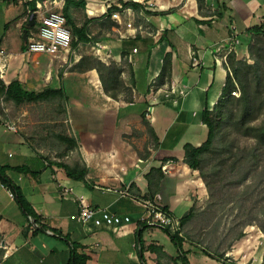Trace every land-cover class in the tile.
<instances>
[{"label": "crops", "instance_id": "obj_1", "mask_svg": "<svg viewBox=\"0 0 264 264\" xmlns=\"http://www.w3.org/2000/svg\"><path fill=\"white\" fill-rule=\"evenodd\" d=\"M34 1L38 26L32 34L41 14L67 9L64 0H0V49L12 55L0 80L5 85L17 80L36 92L60 91L18 103L0 90L9 101L8 106L0 102V164L26 169L7 174L50 229L29 228L0 181V264H71L74 249L84 258L78 264H183L181 254L189 264H197L191 254L203 264L225 262L213 252L203 250L210 255L203 257L184 248L186 240L193 242L184 233L193 218L182 227L179 249L165 228L148 219L143 202L157 199L181 219L209 198L199 170L185 162L183 148L200 146L208 138L203 112L219 100L229 71L217 56L233 50L238 59L251 61L249 29L264 22V0H205L202 10L197 0H146L133 6L131 16L123 14L122 23L111 19L110 27L103 13L106 0H89L85 9L68 8L77 26L87 24L91 41L57 55L31 54L27 46L23 50V26ZM44 2L39 10L38 3ZM89 5L94 14L87 12ZM129 21L137 30L128 28ZM96 42L105 47L98 50ZM192 53L199 59L196 66ZM166 54L171 56L170 81L157 85ZM17 60L22 64L12 71ZM100 60L123 65L131 101L105 92L97 70ZM150 109L152 119L146 117ZM6 120L16 124V132L5 127ZM168 161L171 169L165 172ZM83 169L85 178H77ZM59 183L73 193H63ZM79 196L131 221L120 227L84 225L72 218L80 210ZM240 251L229 250L226 262L243 264ZM255 253L246 255L250 264Z\"/></svg>", "mask_w": 264, "mask_h": 264}, {"label": "trees", "instance_id": "obj_2", "mask_svg": "<svg viewBox=\"0 0 264 264\" xmlns=\"http://www.w3.org/2000/svg\"><path fill=\"white\" fill-rule=\"evenodd\" d=\"M88 1L65 0V8L67 7V9H64L63 14L67 18V24L72 31L73 39L71 48H76L81 42H89L91 38L87 36V24L77 26L68 7L76 5L85 9ZM197 3L199 10H202L205 0H197ZM126 5L140 6V4L135 2H128ZM225 6L223 3L222 7ZM114 8L109 9L105 14L109 21V27L113 25V22L110 20L112 19L111 13ZM36 9V2L34 1L31 13L23 26L24 29L29 22L31 14ZM37 26V17L35 14V25L29 27L28 38ZM249 32L250 39L248 47L251 61L248 59H238L233 50L228 52L227 67L229 71L221 96L212 109L206 108L203 112V122L208 127L207 140L200 146L185 144L183 148L185 162L191 168L199 170L208 191L211 189V185L207 179L206 168L210 164L212 165L211 171L213 173L220 174L222 172L223 174L227 170L225 173L226 178H231L232 180L234 178L235 183H239L240 187L245 185L246 189L251 187V183L248 182L250 178L264 179V22L253 26L249 29ZM26 46L27 42L23 44V50ZM97 70L107 94L115 99H118L122 95L125 101L132 100L133 90L126 85L123 79L124 68L122 64L113 60H109L108 62L100 60L97 63ZM170 76L171 56L170 54H166L163 68L158 76L157 85L170 81ZM0 90L5 93L8 99H13L18 103L37 102L48 98L52 93H58L60 91V89L50 88L40 92L31 91L25 89L17 80L10 82L8 85L3 84L0 80ZM234 92H239V95H235ZM240 137H245L250 140V143L241 144L239 141ZM9 169H14L19 172H23L26 169L22 166L12 167L0 164V181L10 190L24 212L29 228L32 227L34 232L47 231L50 228L41 223L40 216L34 210L21 187L16 185L8 176L7 170ZM66 171L69 176H73L72 169L66 168ZM86 174L87 171L83 169L80 177L77 178L83 179ZM148 177L150 180V176ZM161 178L162 175L157 180L160 181ZM164 209L169 211L165 207ZM198 209L199 207L194 204L189 213L181 218L182 227L193 218ZM1 218L2 216L0 215ZM31 219H34L36 227L31 222ZM260 226L264 232V225L261 224ZM165 230L169 232L172 239L178 244L179 249H181L182 239L180 234L172 233L166 228ZM54 231V233H57L56 230ZM244 235L245 233L241 230L235 240L241 239ZM0 241H2L1 232ZM74 246L76 247L75 244ZM73 251L71 264L83 262L84 258L79 256L75 252V249ZM226 253L227 251L218 254L225 261L222 264H235L234 262H226L230 258L225 255ZM181 257L183 264H189L186 254L184 256L181 254Z\"/></svg>", "mask_w": 264, "mask_h": 264}, {"label": "rangeland", "instance_id": "obj_3", "mask_svg": "<svg viewBox=\"0 0 264 264\" xmlns=\"http://www.w3.org/2000/svg\"><path fill=\"white\" fill-rule=\"evenodd\" d=\"M21 64V61L17 60L12 71L20 68ZM0 102L4 106L9 105L5 96H0ZM239 141L241 144L250 143L245 137H240ZM211 167L210 164L206 168L207 179L211 185L208 191L209 198L203 207H199L193 216L192 224L184 232L193 240V242L186 240L184 248H192L193 253L198 252L203 257L204 254L210 256L203 250L219 254L224 250L228 252L239 248L241 251L238 261L243 264H250L246 255L255 250L257 257L250 261L254 264H263L264 232L260 225H264V179L250 178L248 182L251 183V187L246 189L245 185L240 187L239 183H235L234 178L227 179L225 175L227 170L223 174L222 172L217 174L211 171ZM241 230L245 233L244 237L235 240ZM236 243L237 247L233 248ZM173 253L176 255V248ZM191 257L197 264H203L199 256L191 254Z\"/></svg>", "mask_w": 264, "mask_h": 264}, {"label": "built area", "instance_id": "obj_4", "mask_svg": "<svg viewBox=\"0 0 264 264\" xmlns=\"http://www.w3.org/2000/svg\"><path fill=\"white\" fill-rule=\"evenodd\" d=\"M65 1V0H64ZM135 2L140 5H144L146 0H107L103 5V13L115 7L111 13V17L114 21L119 23L123 22V14L131 16L133 13V6H127L126 3ZM44 3H38V9L41 10L44 8ZM87 12L89 14H94L95 9L88 6ZM128 28L131 30L134 29V26L131 21L127 22ZM142 30L143 27L138 28ZM137 30V29H134ZM72 31L67 24V18L60 11H49L41 14V24L38 27V31L32 34L27 40V52L28 53H45L49 55H57L61 50H70L72 44ZM95 46L100 50L105 46L96 42ZM137 51V49H134ZM11 54L5 49H0V79L5 78L6 70L10 64ZM192 61L196 66L199 64V59L192 53ZM217 61L219 63L225 62L227 64V55L224 57H218ZM235 95H239V92H234ZM146 117L152 119V109L147 110ZM4 125L7 129L17 131V126L15 123H11L9 120L4 122ZM171 161L166 162L163 165V170L165 172H170ZM61 191L65 194H72L73 189L62 183H59ZM126 191H122V194H125ZM80 210L78 213L73 214L72 218L78 222L89 226L93 224L96 227H120L125 223L131 221L130 216L120 215L117 213H111L110 211L92 207L83 196H79ZM143 205L148 214V219L163 228L168 229L172 233H182L181 219L175 217L171 212L166 211L161 205L159 200L148 198L144 200ZM8 255L6 252L5 256Z\"/></svg>", "mask_w": 264, "mask_h": 264}, {"label": "water", "instance_id": "obj_5", "mask_svg": "<svg viewBox=\"0 0 264 264\" xmlns=\"http://www.w3.org/2000/svg\"><path fill=\"white\" fill-rule=\"evenodd\" d=\"M34 25H35V14L33 13L30 16V19H29V22L27 23L26 28L24 29L23 38H24L25 42L28 40V29H29V27L34 26ZM32 222L35 224L34 219H32Z\"/></svg>", "mask_w": 264, "mask_h": 264}]
</instances>
